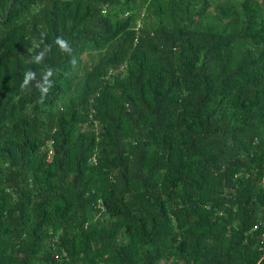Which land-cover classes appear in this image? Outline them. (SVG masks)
<instances>
[{"label": "trees", "instance_id": "obj_1", "mask_svg": "<svg viewBox=\"0 0 264 264\" xmlns=\"http://www.w3.org/2000/svg\"><path fill=\"white\" fill-rule=\"evenodd\" d=\"M263 232L264 0H0V264H264Z\"/></svg>", "mask_w": 264, "mask_h": 264}, {"label": "clouds", "instance_id": "obj_2", "mask_svg": "<svg viewBox=\"0 0 264 264\" xmlns=\"http://www.w3.org/2000/svg\"><path fill=\"white\" fill-rule=\"evenodd\" d=\"M141 27L142 26L137 25V27H135L134 29L135 30H140ZM136 39L137 38H135V41H134L135 43L137 42ZM56 44L64 52H70L71 51L68 42L66 40H64L63 38H61V37H57ZM43 56H44L43 53H40L39 55H36L35 62H37V63L42 62ZM72 63L73 64L75 63V58H73ZM52 75H53V71L50 68H46L45 71H44L43 83H38L36 85V87L41 92V101L43 100L44 96L47 95V93H48V91H49V89H50V87L52 85V81L48 79ZM35 78H36V73L35 72H33L31 70L25 72L24 79H23V82L21 84V88L27 87L30 84V82L33 81ZM98 207L99 208H104V205H102L101 203H99L98 204Z\"/></svg>", "mask_w": 264, "mask_h": 264}, {"label": "built area", "instance_id": "obj_3", "mask_svg": "<svg viewBox=\"0 0 264 264\" xmlns=\"http://www.w3.org/2000/svg\"><path fill=\"white\" fill-rule=\"evenodd\" d=\"M253 228H258V225H253ZM262 236L264 237V232L262 233ZM262 241H260V243H261ZM61 257V254L58 256V258H60Z\"/></svg>", "mask_w": 264, "mask_h": 264}]
</instances>
